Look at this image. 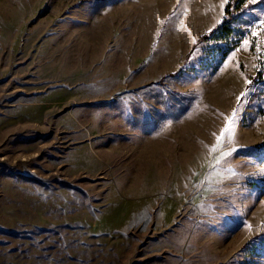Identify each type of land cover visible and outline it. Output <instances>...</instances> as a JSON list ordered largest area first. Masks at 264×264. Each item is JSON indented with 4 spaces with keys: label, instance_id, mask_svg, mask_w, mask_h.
Listing matches in <instances>:
<instances>
[{
    "label": "rangeland",
    "instance_id": "rangeland-1",
    "mask_svg": "<svg viewBox=\"0 0 264 264\" xmlns=\"http://www.w3.org/2000/svg\"><path fill=\"white\" fill-rule=\"evenodd\" d=\"M229 1L0 0V264H264V0L194 45Z\"/></svg>",
    "mask_w": 264,
    "mask_h": 264
},
{
    "label": "trees",
    "instance_id": "trees-1",
    "mask_svg": "<svg viewBox=\"0 0 264 264\" xmlns=\"http://www.w3.org/2000/svg\"><path fill=\"white\" fill-rule=\"evenodd\" d=\"M247 0H230L229 4L226 6L224 11V20L221 25L212 29L205 35L198 38L194 45L199 43L213 40V41H223L226 40L232 34L231 22L235 19L236 15H241L243 12V7L245 6ZM231 46L230 48H232ZM264 146V144H263Z\"/></svg>",
    "mask_w": 264,
    "mask_h": 264
},
{
    "label": "snow or ice",
    "instance_id": "snow-or-ice-1",
    "mask_svg": "<svg viewBox=\"0 0 264 264\" xmlns=\"http://www.w3.org/2000/svg\"><path fill=\"white\" fill-rule=\"evenodd\" d=\"M258 27H259V32H257V31H252V32H251V35H252V36L256 37V36L259 35V33H264V19H262V20L260 21ZM243 44H244V46L246 47V46L249 44V40H244V41H243ZM257 47H258V49H259V45H257ZM242 95H243V94H242ZM228 131H229V129L226 127V128L224 129V132H228ZM235 151H238V150L233 149V152H235ZM230 155H232V153H224V154H223L224 157H228V156H230Z\"/></svg>",
    "mask_w": 264,
    "mask_h": 264
}]
</instances>
